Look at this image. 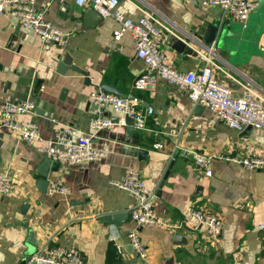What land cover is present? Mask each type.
<instances>
[{
	"label": "crops",
	"instance_id": "1",
	"mask_svg": "<svg viewBox=\"0 0 264 264\" xmlns=\"http://www.w3.org/2000/svg\"><path fill=\"white\" fill-rule=\"evenodd\" d=\"M135 2L138 7L119 0L117 10L137 20L144 9L163 23L160 48L172 67L198 71L210 59L217 65L215 78L234 95H244L246 87L264 90V0L249 14V31L242 39L230 32L226 50L211 44L196 56L172 44L193 32L204 35L208 25L225 22L236 31L242 22L220 6H202L196 0ZM35 6L63 32L60 43H42L16 18L0 14V104L29 99L33 110L20 121L38 129L31 142L18 140L9 129L0 131V170L8 169L14 179L13 190L0 194V264H22L29 254L58 245L79 249L86 264H264V235L257 228L264 223V170H248L221 158L243 155L248 148L262 151L264 131L227 126L206 108L193 105L186 89L158 77L152 86L135 88L146 65L136 57L129 31L114 18L84 27L83 14L90 5L35 0ZM116 30L121 31L118 41L113 38ZM64 53L81 72H57ZM103 83L127 98L137 96L142 114L153 108L145 115L143 129L129 133L120 123L121 114L89 102L90 91ZM99 113L117 125L94 132L89 123ZM66 126L74 137L93 134L94 147L107 151V156L59 163L57 171L49 170V185L42 192L38 167L47 157L43 148ZM156 143L161 147L155 148ZM191 150L211 156L210 177L194 165ZM128 169L137 170L155 192L156 215L168 223H182L181 228L144 227L132 221L133 197L111 184ZM58 181L66 191L51 190ZM21 204H28L24 213ZM196 207L222 218L217 237L208 238L204 228L197 227L191 215ZM119 212L128 213L119 223L99 219ZM132 229L145 248L144 258L129 248L127 233Z\"/></svg>",
	"mask_w": 264,
	"mask_h": 264
},
{
	"label": "built area",
	"instance_id": "2",
	"mask_svg": "<svg viewBox=\"0 0 264 264\" xmlns=\"http://www.w3.org/2000/svg\"><path fill=\"white\" fill-rule=\"evenodd\" d=\"M119 0H74L76 5H92L103 17H112L118 21L123 29L131 34L135 55L141 59L146 70L134 84L137 89L152 86L155 77L168 81L186 89L188 97L195 106H202L213 113L227 126L244 130L255 128L264 131V90L256 91L246 87L244 95H234L232 91L214 76L215 63L209 60L202 69L195 71H180L172 67L160 48L162 31L166 28L161 21L155 18L149 11L142 9L143 15L137 19L125 17L117 10ZM136 5L135 0H127ZM202 6H220L234 19L245 22L249 14L255 9L259 0H196ZM138 7V6H137ZM7 13L16 18L19 23L30 29L42 43H60L63 32L45 18L43 9L35 6V0H0V14ZM121 31L113 33L114 40L118 41ZM89 102L99 108L109 107L122 115L120 123L125 125L124 117L133 119L136 129L144 128L145 115L153 113L152 107H147L146 113L139 111L141 100L137 96L122 97L99 87L88 94ZM33 104L29 99L21 101H6L0 104V131L11 130L18 140L31 142L38 137V129L32 122H22L20 117L31 113ZM117 122L109 117L97 115L93 117L89 126L94 132L100 129H111ZM155 148L161 144L156 143ZM44 153L52 161H58L73 165L83 161H98L107 156V151L94 147L93 134L73 136V130L66 126L54 134L43 148ZM194 165L207 177L212 175L211 156L202 152L190 151ZM227 162L244 167L248 170H264V149L255 151L248 148L243 155L221 156ZM171 159L173 157L171 156ZM111 184L126 191L134 199L129 215L137 226L144 227H168L170 229L181 228L182 223H168L159 218L153 208L155 192L147 187L144 179L135 169H128L121 178L111 181ZM14 188V179L8 169L0 170V194H9ZM52 191H66V187L59 181L51 187ZM191 215L195 218L197 227H203L208 238L217 237L223 228V220L215 212L199 207L191 209ZM264 235V223L257 225ZM128 243L132 251L139 257L146 256L145 248L136 229L127 233ZM24 264H86L81 251L74 247L51 246L39 249L29 254L24 259Z\"/></svg>",
	"mask_w": 264,
	"mask_h": 264
},
{
	"label": "water",
	"instance_id": "3",
	"mask_svg": "<svg viewBox=\"0 0 264 264\" xmlns=\"http://www.w3.org/2000/svg\"><path fill=\"white\" fill-rule=\"evenodd\" d=\"M102 16L98 13L97 10L93 8L92 5H90L83 14V26L84 27H91L99 22L102 21ZM249 19V16L247 20ZM247 20L243 23H239L240 29L234 31L233 25H226L225 22H219L213 25H208L206 27V31L204 35H200L198 33H191L190 36H186L184 38L176 39L174 43L172 44V48L182 52L184 54L190 55V56H196L197 51L200 49H204L208 47L209 45L213 44L214 46L218 47V49L226 50L228 48L227 45V39L229 38V33L231 32L232 35L234 34L235 37L243 38L246 32L249 31V24L247 23ZM264 30L260 32L263 33ZM258 35V33H257ZM189 40L190 42L186 41ZM71 69L76 72H81V70L75 66L72 63V58L68 53H64L61 61L57 65V72L64 74L66 70ZM90 78L85 76V81H89ZM101 90L125 97L123 93H121L115 86L109 85V84H101L100 86ZM200 108H203L202 106ZM124 122L126 126V130L129 133H133L134 126H133V119L129 116L124 117ZM3 133L0 132V146L3 144ZM138 153H141V150L137 151ZM59 167L58 161H52L49 157H46L42 160V162L39 164V175L40 179L38 180V184L40 185V190L42 192H45L47 189V186L49 185V180L47 179L49 170L57 171ZM28 207V204H21L20 211L25 212V209ZM128 216V213H114V214H107L102 215L99 217L102 221H108L113 223H119L122 219L126 218ZM129 248L131 249V245L129 244ZM24 264V259L23 263Z\"/></svg>",
	"mask_w": 264,
	"mask_h": 264
}]
</instances>
